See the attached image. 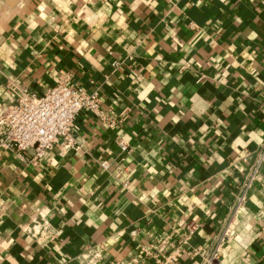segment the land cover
<instances>
[{"label":"crops","instance_id":"0c3cea01","mask_svg":"<svg viewBox=\"0 0 264 264\" xmlns=\"http://www.w3.org/2000/svg\"><path fill=\"white\" fill-rule=\"evenodd\" d=\"M63 75L128 117L81 113L79 149L38 164L0 150V264H154L183 223L203 251L179 264L210 254L264 140V0H0V106L10 83L42 93ZM248 205L214 264H264V180ZM39 217L51 228L33 237Z\"/></svg>","mask_w":264,"mask_h":264},{"label":"built area","instance_id":"2783aa9c","mask_svg":"<svg viewBox=\"0 0 264 264\" xmlns=\"http://www.w3.org/2000/svg\"><path fill=\"white\" fill-rule=\"evenodd\" d=\"M112 64L116 68L122 61L115 60ZM8 87L15 95L0 106V150L10 152L28 164L40 163L46 152L55 146L62 151L78 150L75 124L76 118L83 112L94 114L111 129L118 128L128 117L125 110L117 113L105 108L97 90L89 91L71 83L66 75L60 76L55 84L42 93L23 85L15 89L10 83ZM118 144L123 152H128L129 145L125 140L118 139ZM123 158L100 159L99 165L104 170L121 172ZM241 162L242 180L215 237V247L195 264H214L225 242L237 234L238 220L248 209L250 193L256 184L264 180V140L253 149H245ZM182 226L187 231L185 237L177 244H173L169 237L167 245L171 247V251L167 254L153 252L154 264H179L184 256L193 260L201 254L203 248L200 245L185 248L186 244H190L189 238L195 234L196 224L183 223ZM50 228V222L39 217L29 224L26 231L36 237L44 235Z\"/></svg>","mask_w":264,"mask_h":264}]
</instances>
